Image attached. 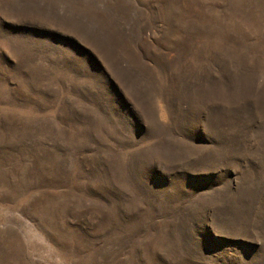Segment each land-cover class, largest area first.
<instances>
[{
    "label": "rangeland",
    "instance_id": "1",
    "mask_svg": "<svg viewBox=\"0 0 264 264\" xmlns=\"http://www.w3.org/2000/svg\"><path fill=\"white\" fill-rule=\"evenodd\" d=\"M0 264H264V0H0Z\"/></svg>",
    "mask_w": 264,
    "mask_h": 264
}]
</instances>
